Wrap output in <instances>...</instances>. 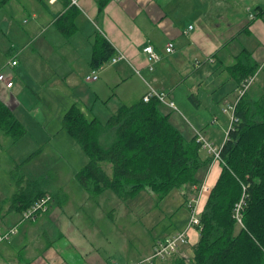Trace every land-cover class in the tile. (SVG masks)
<instances>
[{"label":"crops","instance_id":"1","mask_svg":"<svg viewBox=\"0 0 264 264\" xmlns=\"http://www.w3.org/2000/svg\"><path fill=\"white\" fill-rule=\"evenodd\" d=\"M252 1L111 0L100 15L94 0H76L75 4L81 11L79 16L84 15L96 29L95 35L100 34L107 38L115 48L116 54L122 57L113 66L125 62L132 75H137L150 90L167 92L169 101L174 104L175 101L178 102L184 110L194 116V114L212 112L216 114L219 107L223 112L227 108L236 106L242 88L237 76L249 71L250 60L259 68L254 78L264 76V11L260 16H256L259 13L255 11L258 7L264 10V0ZM55 6L59 7V10L53 14V24L56 14L62 11V6L60 3H55L50 4L47 9L50 10V7ZM35 18L36 16H33V19ZM24 23H28V20ZM34 25L33 29L36 31V27L39 26L37 19ZM41 32L43 28L36 35L37 38L31 39H35L31 45L16 47L11 44L8 46V51L0 48V64H2L0 72L11 76L14 83L11 88L0 83V101L4 102L14 114L23 106L19 100L20 96L27 88L32 87L34 77L39 78L42 74L41 60L46 49L43 45H34L42 36ZM169 42L175 44V51L170 54L165 51ZM146 45H152L162 56L161 61L154 64L153 70L150 69L151 62L148 56L143 52ZM75 52L78 51L72 47L70 55ZM92 53L91 49L85 55L89 64ZM5 55H7L6 63H4ZM68 56L69 54L66 53L60 56L58 62L52 60L53 66L47 65L45 72L52 71L56 80L63 81L67 87H70L75 77V70L72 66L68 67L64 64L68 62ZM10 60H16L18 64L10 67L8 66ZM93 71H95L93 68L88 71L87 76L92 75ZM99 80L98 75V79L91 82ZM181 86L183 93L187 95V103H180V98L175 95ZM202 87L214 91L212 94H207L206 91L201 94ZM191 95L194 96V102L190 100ZM194 122L198 127L202 126L195 116ZM214 122L216 123V120ZM208 130L209 127L203 133L207 136L206 139L218 147L222 146L228 129L220 126L213 128L209 133ZM194 131L201 132L196 129ZM0 132V233L18 227L19 233L8 240L9 244L15 246L14 250L22 246L19 245L18 237L21 242L24 236L26 237L28 240L24 251L26 256H20L21 263L25 261L26 264H130L152 253L155 242L160 239L153 242L149 254L138 259L116 262L104 261L96 256L95 247H90L93 243L87 237V235L92 236L90 230H81L78 226L75 229L74 225L63 217L65 204L68 201V194L65 191L64 194L57 193L54 196L48 192L53 197V204L48 213L41 217L42 220L37 218L34 222L23 223L20 211L23 205L22 199L15 201L13 197L21 188H26L27 193L28 187H33L36 181L32 183L31 175L25 170L20 179L15 177V173L12 174L22 162L10 158L11 155L6 151L10 136ZM5 151L7 156L4 154ZM221 170L219 162L211 166L205 180L211 188L216 184ZM207 198L202 199V209ZM41 221H46L54 227L53 230H43L47 235L46 241H43L42 233L39 231L44 223ZM198 241L199 232L192 230L189 244L194 247ZM8 255V250L0 251V264H10Z\"/></svg>","mask_w":264,"mask_h":264},{"label":"rangeland","instance_id":"2","mask_svg":"<svg viewBox=\"0 0 264 264\" xmlns=\"http://www.w3.org/2000/svg\"><path fill=\"white\" fill-rule=\"evenodd\" d=\"M48 2L50 4V0ZM58 10L57 6L47 10L37 0H12L0 10V48L8 51V46L11 44L16 47L24 44L31 45L35 41L31 39L37 38L36 35L43 28V32L40 33L42 36L34 45H43L46 49L41 60V77H34L32 87L27 88L19 98L23 106L15 113V116L26 128L28 134L19 141H14L10 137L6 151L11 155L10 158L19 159L22 162L12 174L15 173V177L20 179L25 170L31 175L32 183L36 181L33 187H28L25 197L21 198L25 201L36 197L40 190L49 192L53 196L57 193L64 194L65 191L68 194V201L65 204L63 217L71 222L75 229L78 226L81 230H90L92 236L87 235V237L93 243L90 247H95L96 256L104 261L116 262L138 259L151 252L155 240L171 236L169 234L173 235L178 230L182 231L188 225L191 211L189 203L195 204L201 214L202 199L208 197L213 187L208 185L209 192H201L200 189L197 195L190 191V188L174 189L161 200L153 193L141 191L130 200L124 201L111 190L92 196L89 191L78 185L76 175L89 159L80 145L61 127L66 111L73 104H77L89 120L96 117L103 125H106L109 118L123 104L137 103L150 88L137 75H132L123 61L113 66L110 60L96 70L100 77L99 81L87 82L85 79L87 72L92 68L85 55L91 49L93 51L96 29L84 15H78L75 18L78 30L67 37L53 24V14ZM33 16L36 18L33 19ZM36 19L39 26L34 31ZM25 20H28V23H24ZM72 47L78 52L70 55ZM66 53L69 54L68 62L64 64L68 67L72 66L75 70V77L70 87H67L63 81L56 80L52 71L45 72L47 65L53 66L52 60L58 62L60 56ZM6 57L7 55H5L4 63L7 62ZM143 77L147 79L146 76ZM205 91L207 94H212L214 90L202 87L201 94ZM175 95L180 98V103L188 102L187 95L183 93V86L178 88ZM248 95L253 99L264 97V76L254 78ZM175 105L178 112H174L164 104L161 105L160 111L165 115L170 114V122L181 131L186 140L197 135L194 129L205 133V129L209 127V133L213 128L220 126L228 129L226 140L232 124V110L229 111L227 108L226 113L219 107L216 114L213 112L194 114L195 118L202 123V126L198 127L192 114L184 110L176 101ZM204 136L207 138L206 135ZM6 151L5 156H7ZM201 155L204 159L213 157V163L219 162L222 168V161L214 158L216 155L214 152L209 154L206 149H203ZM30 157H32L31 160L24 163ZM103 167L111 175L112 166L104 164ZM203 185H207L206 181ZM42 216L45 214L38 218L42 220ZM34 221L36 220L23 223ZM41 222L44 223L39 231L42 233L43 241H46L47 235L43 230H53L54 227L46 221ZM17 233H19L18 227ZM13 237L14 235L10 238ZM18 238L19 245L22 246L16 250H14L15 246L8 241L0 243L2 244L0 251L8 250L10 264H26L25 261L20 262V256H26L24 251L28 240L25 236L22 242L20 237ZM193 249L194 247L188 243L174 257L156 264H172L175 257L184 258L189 262ZM17 257L20 258L17 259Z\"/></svg>","mask_w":264,"mask_h":264},{"label":"trees","instance_id":"3","mask_svg":"<svg viewBox=\"0 0 264 264\" xmlns=\"http://www.w3.org/2000/svg\"><path fill=\"white\" fill-rule=\"evenodd\" d=\"M11 1L0 0V10ZM37 1L48 9V0ZM94 1L99 15L111 2ZM55 3L61 4L62 11L56 14L54 24L67 37L72 36L78 29L75 18L81 12L79 7L74 0ZM255 11L260 16L264 10L258 7ZM116 55L111 42L97 34L91 67L98 70ZM258 69L250 60L249 71L237 76L241 87L247 79L255 77ZM248 91L249 88L239 98L234 113L237 121L219 149L222 170L200 214L199 241L189 262L175 257L172 264H264V97L249 98ZM190 100L195 101L193 95ZM161 105L157 99L122 105L103 125L96 117L89 120L73 104L64 114L61 127L89 159L76 175L78 185L92 196L111 190L124 201L141 191L153 193L160 200L174 189L190 188L197 195L213 157L204 159L201 155L204 148L197 135L186 140L170 122V114L160 111ZM0 131L14 141L27 134L14 112L2 101ZM104 164L112 166L111 175ZM24 190L21 188L13 199L25 197ZM46 194L49 193L40 190L31 200L22 199L21 213ZM244 195L243 225H239L235 207Z\"/></svg>","mask_w":264,"mask_h":264},{"label":"built area","instance_id":"4","mask_svg":"<svg viewBox=\"0 0 264 264\" xmlns=\"http://www.w3.org/2000/svg\"><path fill=\"white\" fill-rule=\"evenodd\" d=\"M57 2V0H50V4H54ZM74 3L76 1L74 0ZM253 18V15H251ZM166 53L170 54L175 51V44L173 42H169L165 49ZM143 52L148 56V59L150 60V69H154V64L161 61L162 56L159 54L152 45H146L143 48ZM122 57L120 55H116L113 59H111L112 64H116L118 61H120ZM18 64L16 60H11L8 63V66L15 67ZM98 79V74L95 71H93L92 75L87 76L86 80L91 82ZM254 81V77H251L245 81L243 84V87L240 90V96H242L245 91L250 87L252 82ZM0 83L5 85L7 88H11L13 86V80L11 76H8L6 73L0 72ZM157 99L160 101V103L166 105L170 109L176 110V105L168 100V93L163 91H156V90H150L147 94H145L142 98V100L145 103H149L151 100ZM235 108L236 106H233L229 108V111L232 110V116H231V122L232 124L237 121L235 118ZM228 112V110H226ZM231 124V126H232ZM197 133V140L198 142L202 143V146L204 149L208 151L210 154L211 152H214L216 155H214V158L217 160H220V147L215 146L213 143L209 142L204 134L202 132H196ZM207 191L209 192L210 189L208 185H203L201 187V192ZM198 199V198H197ZM246 199L245 195L243 198L239 201V203L235 207V218L239 225H242V209L246 205ZM53 204V197L50 194H46L36 200L29 208L24 210L22 213V222L28 221V220H36L38 216L48 213L51 206ZM189 208H191L190 211V220L188 225L182 230L179 231L171 236H168L166 238H162L155 242L152 253L137 261L130 264H156L158 262H164L169 258L174 257L176 254H178L181 249L186 246L188 243H190V232L192 230H199L201 228V220H200V213L198 211V208L195 204L190 203ZM17 233V226L11 228L6 233H0V243L4 241H8L12 235H15ZM129 264V263H128Z\"/></svg>","mask_w":264,"mask_h":264},{"label":"bare ground","instance_id":"5","mask_svg":"<svg viewBox=\"0 0 264 264\" xmlns=\"http://www.w3.org/2000/svg\"><path fill=\"white\" fill-rule=\"evenodd\" d=\"M198 202V201H197ZM190 204V203H189ZM243 212V211H242ZM243 215V214H242ZM243 220V219H242ZM243 225V224H242Z\"/></svg>","mask_w":264,"mask_h":264}]
</instances>
